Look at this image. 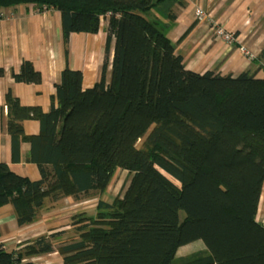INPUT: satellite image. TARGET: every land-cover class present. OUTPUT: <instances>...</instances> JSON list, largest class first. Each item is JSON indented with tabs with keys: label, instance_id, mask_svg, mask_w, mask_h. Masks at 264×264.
<instances>
[{
	"label": "trees",
	"instance_id": "obj_1",
	"mask_svg": "<svg viewBox=\"0 0 264 264\" xmlns=\"http://www.w3.org/2000/svg\"><path fill=\"white\" fill-rule=\"evenodd\" d=\"M181 1L0 0L3 15L29 5L59 12L65 45L71 34H97L101 19L106 23L100 79L91 89L83 91L82 73L66 66L57 106L47 113L5 95L12 160L28 143L27 161L40 173L30 181L0 162V207L12 206L19 228L35 221L46 199L104 194L117 170L130 176L121 197L98 200L94 215L74 217L78 239L57 248L63 264H264V227L256 220L264 185V78L186 70L147 17ZM258 59L264 61V48ZM11 76L41 83L28 61ZM24 121L38 122L39 133L26 136ZM59 235L18 251L0 245V264H31L27 259L54 251ZM196 241L205 250L176 258Z\"/></svg>",
	"mask_w": 264,
	"mask_h": 264
},
{
	"label": "crops",
	"instance_id": "obj_2",
	"mask_svg": "<svg viewBox=\"0 0 264 264\" xmlns=\"http://www.w3.org/2000/svg\"><path fill=\"white\" fill-rule=\"evenodd\" d=\"M201 8L212 20L232 28L239 43L224 45L210 35V23L199 22L195 10ZM0 20V162L5 163L14 174L38 181L40 173L36 165L27 161L28 143H21L19 159L12 160L11 137L7 132V107L5 95L9 91L22 107H37L47 113L57 106L56 86L67 66L82 73V90L91 89L100 79L104 61L105 21L101 19L97 34H71L64 44L61 15L55 10H38L35 6H18L4 11ZM148 19L157 22L175 47V54L182 57L186 70L204 74L212 72L220 76L235 77L248 72L255 78H264V61L256 59L264 48V0H182L160 5L148 14ZM213 22V21H211ZM243 46L253 55L254 61L240 52ZM67 49V56L65 51ZM113 56V42L108 56V72ZM24 61L32 64L41 76L39 85L16 83L12 74H18ZM109 75V74H108ZM109 78V76H108ZM26 136L39 133L36 121H24ZM105 193H90L87 197L73 199H46L37 212L35 221L19 228L11 205L0 207V245L6 251H18L41 236L55 233L54 251L27 259L31 264H63L57 248L78 239L71 225L74 214L92 216L98 200L107 201ZM75 214V215H76ZM257 222L264 227V185L262 188Z\"/></svg>",
	"mask_w": 264,
	"mask_h": 264
},
{
	"label": "rangeland",
	"instance_id": "obj_3",
	"mask_svg": "<svg viewBox=\"0 0 264 264\" xmlns=\"http://www.w3.org/2000/svg\"><path fill=\"white\" fill-rule=\"evenodd\" d=\"M147 17H148V15H147ZM206 21L210 23V29L212 27V22L211 21H213L214 25H216L217 27H220L225 33H227L229 35H233L234 37H237L236 34L233 32L234 30L232 28H230V27H228L226 25L224 26L222 23L217 22L214 19L211 20L208 15L206 17ZM199 22H203V21H199ZM210 35L212 37H214L213 34H212V32L210 33ZM214 38H216V36ZM218 40H220V39H218ZM220 41L224 45H226L222 40H220ZM229 46H232L233 47L232 44L229 45ZM256 59H258V57ZM254 60H255V58L254 59H250L249 61H254ZM260 62H262V60ZM140 145H141V141L138 142L137 146L140 147ZM129 177L130 176L128 175V173L126 171H123V170H117L116 171L115 175L113 176V178L111 180V185H110V188H109L108 196L106 197L109 200H107V201H113L115 198L121 197V195L123 194L124 190L126 189V187L128 185ZM75 214H74V216H72L70 222L72 220H74V217L75 216H78V214H76V215ZM72 222H71V224H72ZM203 250H205V247H204L203 243L201 241H196L194 243H191V244H188L186 246L180 247L177 250V252H176V258L190 256L192 254L201 252Z\"/></svg>",
	"mask_w": 264,
	"mask_h": 264
},
{
	"label": "built area",
	"instance_id": "obj_4",
	"mask_svg": "<svg viewBox=\"0 0 264 264\" xmlns=\"http://www.w3.org/2000/svg\"><path fill=\"white\" fill-rule=\"evenodd\" d=\"M195 16H196V19L198 21H206L207 15L205 14V12L201 8H197L195 10ZM5 17H6L5 15L0 14V20L5 19ZM210 30H211L214 37L216 36L217 39L222 40L227 46H229L231 44L233 45L237 42L239 43L238 37H234L233 35H229V34L225 33L220 27H217L216 25H214L213 22H212V27ZM239 50L242 54L246 55L250 59L253 58V56L251 54H249L243 46H241Z\"/></svg>",
	"mask_w": 264,
	"mask_h": 264
}]
</instances>
